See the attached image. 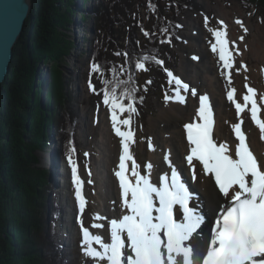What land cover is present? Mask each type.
I'll return each mask as SVG.
<instances>
[{
	"label": "trees",
	"instance_id": "16d2710c",
	"mask_svg": "<svg viewBox=\"0 0 264 264\" xmlns=\"http://www.w3.org/2000/svg\"><path fill=\"white\" fill-rule=\"evenodd\" d=\"M243 2L250 8H264V0ZM192 3L107 0L105 6L98 2L93 17L99 36L93 43L90 60V76L100 83L98 97L103 98L105 90L117 89L122 94L126 89H134L135 106L143 108L152 91L160 92L166 69L156 63L162 59V47L155 46L153 40L159 38L163 46L180 39L181 25L176 23L175 13L169 16L165 10L179 13L192 8ZM142 9L147 24L142 21ZM74 14L73 0H33L32 15L14 49L10 74L1 88L0 264H70L54 241L61 209L58 204L49 205L52 186L47 171L40 166L37 151L47 147L52 129L65 142L66 157L79 146V117L71 106L75 100L72 83L66 81L60 70L61 62L74 48L70 34ZM117 27L129 34L127 45L120 51L119 45L116 46ZM42 62L55 65L47 93L48 108H43L40 102ZM137 63H144L147 70L138 69ZM93 64L97 66L95 71ZM150 73H153L151 83L142 86L138 76ZM174 88V84L168 87V93L172 94Z\"/></svg>",
	"mask_w": 264,
	"mask_h": 264
},
{
	"label": "snow or ice",
	"instance_id": "6c2138e0",
	"mask_svg": "<svg viewBox=\"0 0 264 264\" xmlns=\"http://www.w3.org/2000/svg\"><path fill=\"white\" fill-rule=\"evenodd\" d=\"M207 22L208 18L205 17ZM236 23L245 33L248 32L242 21L237 19ZM145 35L148 33L145 32ZM214 36L216 43L212 51L219 53V60L227 71L228 84L231 86L234 60L225 39L226 32L216 30ZM243 39L241 36L240 40ZM156 63L162 65L163 61L157 60ZM136 67L147 70L144 63H137ZM241 67L246 70V65ZM95 70L97 66L93 64ZM236 71L239 72V69ZM167 74L175 79L172 72L167 71ZM175 83L188 90V85L182 84L179 79H175ZM134 91L126 89L121 94L117 89H111L103 92V104L111 111L112 127L121 139L122 155L115 176L119 180L122 208L126 214L110 221V242H105L100 235L92 234L81 220L83 254L92 259L94 264H264V162L259 161L251 150L247 134L242 129L243 120L233 125L235 137L239 141L234 151H230L227 143H217L213 139V111L207 95L200 98L199 122H189L183 126L190 146L186 161L192 170L193 182L196 180L195 161L202 165L204 175L214 177L218 192L224 198L214 227L205 240L201 229L206 216L201 209L199 195L190 190L187 182L173 167L170 155L164 157L171 169L170 176L164 175L159 184L151 179L152 163L146 165L147 174L139 170L140 166L130 150V145L135 143V133L131 130L132 114L137 113ZM247 91L249 94L243 96L242 104L236 99L237 89L231 87L227 94L228 100L234 103L237 116L246 110L250 112L252 121L264 139V118L260 116L264 109L258 105L257 90L248 87ZM192 94L195 95V90ZM176 97L179 103H184L185 98L179 90ZM169 99L166 95L165 100ZM140 102H143V97ZM125 112L129 116L121 120L119 116ZM121 125L128 130H122ZM149 148L155 150L151 141ZM68 162L72 165L76 199L82 215L88 203L83 194L84 181L71 155ZM95 219L106 217L96 215ZM92 227L102 228L103 225L96 223Z\"/></svg>",
	"mask_w": 264,
	"mask_h": 264
},
{
	"label": "rangeland",
	"instance_id": "374dc122",
	"mask_svg": "<svg viewBox=\"0 0 264 264\" xmlns=\"http://www.w3.org/2000/svg\"><path fill=\"white\" fill-rule=\"evenodd\" d=\"M74 1V14L72 16V27H75V30L72 29L73 37L75 38L82 35L83 29H89L92 27V34H88L90 36V39L88 41V37L85 39L86 42L78 44V41H73L76 48L74 51L71 52V54L64 58V60L61 62V72L63 74V77L66 79V81L69 83L71 82L72 89L75 90V100L72 101V108L75 113H77L79 119H80V128L77 129L78 132V140L79 143L76 147V151H74L72 155V159L76 162L77 168H78V174L81 177V179L84 181L83 185V194L88 201L86 209L84 213L80 214V221H83L84 227L89 228V231L92 234L100 235L102 239L104 240V232L107 228H110V221L114 219V202L111 200V197H103V205L107 208V211L109 213L100 212L97 208L98 201H96V187H95V160L99 157L98 154V141L102 138L101 131L103 128L109 129L108 126H105L102 124V117L106 125L109 122L110 129L108 130L110 133V141L111 145L110 147L114 149V147L117 144H121L120 137L116 136L115 132L113 134V127L111 124V111L107 106L103 104V98L98 97V92L100 89V83L92 78L90 76L91 66H90V60L94 53V47L93 43L96 41V38L99 36L98 28L95 23L92 22V20L87 21L89 24H85L84 19L87 17V14H85V17L81 15V13H78L77 8H79V4L81 7V3L84 4V2H87L88 0H79L78 5L77 2ZM101 4L107 5V0H97ZM187 1V0H186ZM190 1V0H189ZM192 8L185 9L183 11H180L177 13L172 9L165 10L166 14H169L171 16L173 14L175 16L176 23L180 24L181 27H178V37L180 39L173 40L172 42H167L163 46H161V41L154 38L153 44L155 46H159L161 48V55L163 61V68L168 69V71L172 72L173 77L176 79H179L182 84H187L185 81L181 80L182 75V66L183 61L185 60L187 62V72L186 75L189 79V85H188V92H193L195 90V93L199 89L206 90L207 84L205 83V86L200 84L198 82V72L199 66L194 65V57H193V49H197L200 51L199 47L193 48L194 42H199L204 39L205 35L206 37L209 36V40L212 41V45L209 46L210 50L212 51L213 45L216 43L214 31H224L226 32L225 39L230 42L229 50L233 54V59H238V65H243V60L240 57V49L245 47V57L244 61L247 66L248 73L250 75V78L248 81L244 83V90L246 94H249L247 89L248 87H252L257 90V97L260 95V92L262 90V87H264V74L259 76H253L254 73L259 70L260 67L264 66L263 63L257 61V59L254 57L253 53L250 52L251 46L250 44L255 40V38H258L262 40V37L260 35L261 28L264 31V8L263 7H248L245 5L243 0H191ZM85 5V4H84ZM95 5V4H94ZM86 9L87 6H84ZM170 11V12H169ZM142 14V21L144 24H147V17L146 12L144 9L141 10ZM205 17L208 18L207 24L205 23ZM95 19V18H94ZM239 19L242 21L243 25L248 29V32L245 33L244 30L241 28L240 24L236 23V20ZM221 21L223 24H221ZM192 22V23H191ZM194 22V23H193ZM196 23V24H195ZM199 24V25H198ZM165 25V24H164ZM83 26V27H82ZM166 26V25H165ZM81 27V28H80ZM117 37L118 39L117 44L119 45L118 51H120V48L127 45V41H129V34H127V31H124L122 28L116 29ZM81 32V33H80ZM88 32V31H87ZM75 33V34H73ZM243 36V41L240 40V37ZM235 37V42H233V38ZM231 38L233 41H231ZM83 41L81 38L78 39ZM206 40V38L204 39ZM200 43V42H199ZM198 44V43H197ZM115 46V48H116ZM79 48V49H78ZM81 49L83 52L81 53ZM237 49L239 50L237 52ZM247 50V51H246ZM87 52V55H86ZM213 55L216 59L217 67L220 72L224 73L226 70L221 67V61L219 60V53L213 52ZM199 54V53H198ZM218 55V56H217ZM123 58V57H121ZM193 60V61H192ZM219 60V62H218ZM54 64H45L42 62L41 68L43 72H40V76H48L50 75L52 77V71ZM40 68V69H41ZM198 68V70H197ZM160 69V68H159ZM162 70V69H161ZM153 73H150L148 76H142L140 78V75L138 76V79L140 84L142 86H145L148 84L147 82L152 78ZM163 76L161 79L162 83H165L166 85H169V82L171 83V79H167L168 74ZM221 81L223 83L228 84V81H226L225 77H221ZM52 79V78H51ZM166 79V80H165ZM43 80V78H42ZM194 80V81H193ZM51 82V81H50ZM188 82V81H186ZM48 84V82H47ZM174 84V83H173ZM172 84V85H173ZM41 88H43L40 92V102L42 107L47 108V102L48 99L45 97L47 95V89L48 87H45V83H41ZM153 85L148 86L150 89ZM47 88V89H45ZM177 90H182L180 89ZM45 92V94H44ZM167 93L163 90L160 92H154L153 91L149 94V97L146 99V104L143 108L137 107V113L132 114V122H131V130L134 131L136 137H137V143L139 145H143V148L138 150L136 152L135 160L136 163L140 166L139 170L142 172V174H147L146 165L151 160V152L152 150L149 148V141H151V144L153 146L154 139L151 136V131L153 132V129L150 127L151 121L153 118H156L161 110L165 107H168L173 101H175V94H173L168 101L165 100V96ZM46 101V103H45ZM137 105V104H135ZM129 113L125 112L122 115L119 116L121 120L128 118ZM250 120V112L246 111L244 113V121ZM108 121V122H107ZM246 122V121H245ZM251 122V121H250ZM248 123V122H246ZM122 128L125 130H128L126 126L121 125ZM112 129V130H111ZM84 130V131H82ZM111 130V132H110ZM82 131V132H81ZM112 136V137H111ZM97 144V145H96ZM58 148L61 150V163L67 164L68 169L67 172H69L70 176L72 175V165L69 164L68 158H66L65 154V148L66 144L62 140L58 139ZM91 173V175H89ZM73 176V175H72ZM63 178H61L62 180ZM67 185L70 187L69 190L66 189H60L59 192V201L62 202L63 206V215H62V225L63 228L66 229L68 232H65L63 229V233L61 234L66 235L67 238L70 237L71 240L69 241V244H72L71 247H68L66 244L67 241H60L61 244H63V247L65 250H67L71 254V262L72 264H94V261L88 257H86L83 254L81 243H82V230L80 227V224L76 221V216L78 214L79 210V204L77 205L75 203L76 199V185L71 182L70 184V177H66ZM72 181V180H71ZM91 181V183H89ZM110 182V180H109ZM97 186V185H96ZM66 196L68 202H70V207L67 205L66 202ZM78 206V210H77ZM67 212L73 216L72 221L70 225L68 222H66L67 218ZM80 213V212H79ZM107 213V214H106ZM99 215L102 218L106 219H100L96 220L95 216ZM78 219V218H77ZM79 222V220H78ZM102 224L105 225L102 230H99L98 228H93V224ZM67 226V228H66ZM64 244L67 246L65 247ZM98 247V246H97ZM99 250V249H98Z\"/></svg>",
	"mask_w": 264,
	"mask_h": 264
},
{
	"label": "bare ground",
	"instance_id": "6f19581e",
	"mask_svg": "<svg viewBox=\"0 0 264 264\" xmlns=\"http://www.w3.org/2000/svg\"><path fill=\"white\" fill-rule=\"evenodd\" d=\"M78 1L79 0L75 1L77 2V5ZM89 4L91 5V3ZM97 6L98 1L96 6H94L95 11ZM260 35L262 37V40L255 38V40L250 44V52L253 53L257 61L263 63L264 65V31L262 28L260 31ZM206 36L207 35H205L204 37V39L206 38V40L202 39V41H199L200 43L197 42V44L196 42H194L192 45L193 48L196 46L200 48V51L195 48L193 49L194 61H192L194 62V65L199 66L201 64L199 66V71H197V77L200 84H202L203 86H205V83L207 84V88L205 86L206 90L199 89L196 95H193L192 93L185 91L184 89L180 90L181 96L185 98L184 103H179L177 101V97L175 96V101H173L168 107L163 108L159 115L156 118H153L150 124V127L153 129V132L151 131L150 133L152 138L154 139L153 147L155 149L151 152V160L154 166L151 179L154 183L159 184L161 178L164 175L167 174L170 176L171 169L164 159L166 155H170L173 167H175L181 174L182 178H184L189 183L191 191L199 195L201 209L206 216V225H203L201 229L205 240L209 237L210 234L207 228L208 224L211 221L213 222V219L216 217L221 204L224 203V198L218 192V189L214 184V177L204 175L202 172V165H199V163L195 161L194 164H196V180L193 182L192 170L189 168L186 161V155L190 152V146L188 145L186 132L183 126L189 122H199L198 117L201 96L207 95L209 97V102L213 111V139L216 140L217 143H227L229 145L230 151H234L235 147L239 144V141L235 137L233 125L239 123V121L242 119V129L247 134V142L249 143L251 150L257 156L259 161L264 162V139L261 138L258 127L255 125L251 118L248 121L245 120L248 123L244 121V113L247 110L240 116H237L235 105L228 100L227 96L228 92L231 90V87H235L237 89V92L235 94L236 99L243 104V96L246 95V92L244 90V83L250 78L247 66L245 70L243 67L238 65L237 58L233 59L234 68L232 70V85L229 86L223 83V81H221V77H225L226 81H228L227 71L222 73L220 72V67L218 69L216 59L209 48V46L212 45V41L208 39L209 36ZM233 40L231 38V41L235 42V37L233 38ZM229 46L230 42H228V47ZM244 53L245 47L240 49V57L244 62L243 65H246L244 61V57L246 55ZM187 67V62L184 60L183 66L181 68V79L183 81L186 80L189 82L188 76L186 75V72L188 70ZM221 67H223L222 62ZM236 69H239V72H237ZM263 74L264 66L260 67L257 73L255 72L253 76L257 77ZM257 102L258 105H260V107L264 109V87H262L260 95L257 97ZM248 107L250 108L251 106L249 105ZM260 116L264 118V110L261 111ZM102 124L108 126L110 129L109 122L106 125L103 117ZM109 129H102V138L99 139L97 143L99 149V157L95 160L96 170L94 177L96 181L95 187L97 191L95 199L96 201H98V210L103 213H109L110 210L107 211V208L105 207V205H103V197H111V200H113L114 202V219H120L124 214H126V210L122 208L121 189L119 187L118 178L115 176V171L119 170L120 156L122 155V145L120 146L119 144H117L114 149L110 147L111 141L110 133L108 131ZM122 130L125 129L122 128ZM134 139L135 143L130 145V150L135 158L136 152L142 149L143 145H139V143H137L138 141L136 135ZM128 166L129 169H131V161L128 162ZM63 167L66 169L68 168L66 163H64V166L62 163V168ZM67 199L68 198L66 196V200ZM68 201L69 200H67L66 202L70 207V202ZM66 217V222H68V224L70 225V219H72L73 216H71L67 212ZM104 240H106V242H110L109 228H107L104 232Z\"/></svg>",
	"mask_w": 264,
	"mask_h": 264
},
{
	"label": "water",
	"instance_id": "95a60500",
	"mask_svg": "<svg viewBox=\"0 0 264 264\" xmlns=\"http://www.w3.org/2000/svg\"><path fill=\"white\" fill-rule=\"evenodd\" d=\"M76 9L82 10L80 4ZM32 12L33 0H0V94L2 85L10 74L14 49L23 36ZM37 155L41 157L43 153L37 152ZM45 157L50 159L51 166L57 164L60 159L58 149L54 147ZM40 166L44 168V161Z\"/></svg>",
	"mask_w": 264,
	"mask_h": 264
}]
</instances>
